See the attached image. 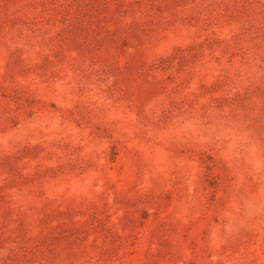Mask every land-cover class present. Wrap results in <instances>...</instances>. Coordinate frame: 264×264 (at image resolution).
I'll return each instance as SVG.
<instances>
[{
	"label": "rangeland",
	"instance_id": "rangeland-1",
	"mask_svg": "<svg viewBox=\"0 0 264 264\" xmlns=\"http://www.w3.org/2000/svg\"><path fill=\"white\" fill-rule=\"evenodd\" d=\"M0 264H264V0H0Z\"/></svg>",
	"mask_w": 264,
	"mask_h": 264
}]
</instances>
